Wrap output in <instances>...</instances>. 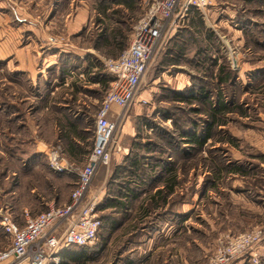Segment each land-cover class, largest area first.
Here are the masks:
<instances>
[{"label":"rangeland","instance_id":"1","mask_svg":"<svg viewBox=\"0 0 264 264\" xmlns=\"http://www.w3.org/2000/svg\"><path fill=\"white\" fill-rule=\"evenodd\" d=\"M101 1L0 0V221L9 214L19 222L24 212L22 203L28 199L26 192L43 178L60 187L62 198L69 197L77 175L54 173L45 159L47 149L64 143L58 138L66 122L83 132L85 140L80 141V146L85 153L92 149L96 117L110 87L98 80L109 76L107 62L114 59L95 49L96 35L110 25L127 34L129 46L134 26L151 3V0H129L135 4L133 10L115 4L111 8L117 13L105 18L97 10ZM106 1L110 4L118 0ZM213 1L206 14L200 12L201 18L193 19L191 14L180 23L172 38L183 40V52L171 50L175 46L168 43L144 78L135 102L129 109L119 111L116 137L120 151L114 154L109 166L98 171L92 185L103 224L98 241L103 245L93 255L91 264H209L220 239L264 228L263 170L255 171V179L226 176L217 181L200 153H195L183 168L184 159L177 152L182 132L191 129L194 122L204 125L207 116L201 104L193 99L179 102L173 92L186 93L203 85L213 91L217 89L218 93L222 87L235 104H244L248 112L247 116L227 113L226 125L220 128L226 131L227 139L230 132L241 141L239 148L225 141L215 146L210 143L203 150L204 159L209 156L210 147L224 150L226 161L249 152L255 156L264 153V46L254 42L264 40V0ZM84 9L87 13L81 20L82 15L78 14ZM75 19L82 22L77 30L70 26ZM208 32L213 34L212 38L207 37ZM12 44L29 51V57L40 70L36 77L27 70L15 69L18 62L15 54H10ZM200 50L204 57L216 62H204L205 58L198 56ZM224 64L235 72L229 87L220 86L217 81L219 68ZM198 106L203 115L196 114ZM37 142L46 143L47 149L36 146ZM128 155L144 161L143 169L148 174L137 190L140 198L129 205L125 214L103 210L110 198L120 200L116 191L122 176L116 170L130 164L126 161ZM36 157H44L45 161L33 173L31 165ZM73 163L78 168L85 165L83 160ZM167 163L177 169L180 187L167 206L153 210L149 198L163 188ZM57 174H62L63 179ZM236 181L257 195L236 193ZM15 189L18 202L13 200ZM45 189L41 187L38 192L44 194ZM181 202L189 204L187 227L180 225L183 218L176 210ZM140 204L151 209L148 217L141 219ZM168 224L175 230L172 239L165 242L161 236ZM154 235L158 239L148 243ZM8 243L6 239L0 240V249ZM162 246L167 248L153 253ZM255 252L257 263L249 253L233 264H243L245 260L264 264V237Z\"/></svg>","mask_w":264,"mask_h":264},{"label":"built area","instance_id":"2","mask_svg":"<svg viewBox=\"0 0 264 264\" xmlns=\"http://www.w3.org/2000/svg\"><path fill=\"white\" fill-rule=\"evenodd\" d=\"M213 3V0H151L133 28L128 48L119 58L107 62L113 80L96 117L93 147L85 165L78 168L61 145L45 152L53 172L77 175L69 201L63 205L52 203L36 216L24 210L23 225L5 214L0 227L9 243L0 249V264H60L62 249L97 244L103 224L92 185L98 171L109 166L114 154L120 151L116 137L119 111L129 109L135 102L144 78L180 23L194 11L206 14ZM263 237L264 228L225 236L209 264H233L249 253L257 263L255 247Z\"/></svg>","mask_w":264,"mask_h":264},{"label":"trees","instance_id":"3","mask_svg":"<svg viewBox=\"0 0 264 264\" xmlns=\"http://www.w3.org/2000/svg\"><path fill=\"white\" fill-rule=\"evenodd\" d=\"M103 1V0H102ZM100 2V4L97 7V10L99 14H102L105 18H110L111 15H115L116 10H112V6L116 5H123L126 6L128 9L133 10L134 9V3L129 0H118L114 1L110 4L107 3V1ZM112 12L111 14H109ZM193 19L195 18H201L199 11H194L192 13ZM100 23H102V20H100ZM110 25H107V27H104L99 34L96 35L95 40V49L104 53L108 57H112L114 59L118 58L125 49L128 47V41L129 37L126 33H122L120 29L117 28H111ZM249 33V31L247 32ZM213 34L211 32H208V38H212ZM251 36V35H249ZM180 41V42H179ZM180 38L175 37L174 39H170L169 44L172 46H175V48H171V50H176L179 52H183L182 44H181ZM263 41V42H262ZM256 40L254 39L255 43H258L261 46H264V40ZM170 50V48H168ZM168 50V51H169ZM170 50V51H171ZM203 53L202 50L198 52V56H201ZM204 57V55H202ZM204 62H216L215 60H212V58L204 57ZM208 59V60H207ZM201 65V63L199 64ZM110 76V75H109ZM108 75L103 76L102 79L97 78V80L104 84L106 87L110 86L112 78ZM235 72L233 70H229L226 65H222L219 68V73L217 77V81L219 82V85H226L231 86L232 81L234 80ZM175 94L174 98L179 102H186V101H193L198 102V104H201L203 106V114L207 116V120L204 125H201L199 122H194V125L191 126V129H188L186 131H183L181 134V137L179 138L180 147L177 149V152L179 150V157L184 159L182 167L184 168V165L188 164L187 161L193 159L195 157V153H200V158L202 159V162H204V165L208 167L210 170H212L215 175V179L217 181H220L221 179L227 177H230L231 175L238 174L240 177H245L246 174L250 173L247 172L248 170L256 171V168L251 166L248 167L244 165V163H237L235 160H225L224 156L222 155V152L224 153V150H219V148L212 149L211 147L208 148V154L209 156L204 159L202 156L203 150L205 147L212 143V146L220 142H227L231 146L235 148H239V141L237 138H235L233 135L227 133L228 139L226 138V131H221V127H224L226 125L225 117L227 116V113H238L241 116H247L248 112L245 108L244 104L240 103H234L232 99L229 98L228 94L224 92L222 87H220L219 93L216 91H213L207 87L202 86H196L193 89L190 88L186 90V93L181 92H173ZM187 95V96H186ZM200 106H198V110L196 109V114H202L203 110H199ZM194 111V110H192ZM202 114V115H203ZM63 130V134L60 141L62 140L64 143H66V150L70 152V155H80L82 153H85L86 151L82 149L80 145L76 146L74 141L72 140L73 137L78 138L80 140H85V137L82 135V131H79L77 127H75L74 124L71 122H66L64 126H61ZM224 134L221 138L218 137V135ZM95 134V130H94ZM93 136V135H92ZM227 139V140H226ZM183 141V143H182ZM175 145V143H174ZM91 146L93 147V144L91 143ZM171 148L173 147L170 144ZM199 159V158H198ZM126 161L130 164L127 166H119L117 168L116 174L120 173V177L122 176L121 182L117 186V195L120 196V200L116 198H110L108 206H103V210L111 209L115 211H120L123 214L129 209V205L133 204L134 202L138 201L140 198V194L137 192L138 188L140 187V184L143 183L144 176L148 175L144 169H143V163L144 161L138 159V158H132L129 155L126 158ZM156 167V166H155ZM153 167L152 169H154ZM182 168V170H183ZM186 170V169H185ZM164 173L166 175V179L163 185V188L158 189L155 194H153L149 198V202L153 208L159 209L164 205H167L169 203V197L170 195H174L175 190L180 187V179L178 176V171L174 167L172 163H167L164 167ZM58 178L62 176V174H57ZM66 176V175H64ZM62 178V177H61ZM63 179V178H62ZM216 181V182H217ZM76 182V181H75ZM254 183L252 182V185ZM75 186V183L73 184V188ZM203 186V183H202ZM72 188V189H73ZM251 190V189H250ZM72 191V190H71ZM252 191V190H251ZM255 192V191H254ZM71 194V193H70ZM254 195V194H253ZM70 196V195H69ZM171 204V203H170ZM151 209H148L145 207V204H140L139 206V215H141V219L148 217L151 213ZM176 215V213H174ZM184 221V217L182 219ZM20 225H23V214L21 220L18 222ZM115 223H113V227H115ZM103 227V226H102ZM0 233H1V241L5 240V233L0 227ZM103 242L99 239L98 243L87 247H68L64 248L60 252L61 256V262L60 264H91L93 260V255H97L100 251L99 249L102 247ZM131 264V263H129ZM243 264H250L247 260L244 261Z\"/></svg>","mask_w":264,"mask_h":264},{"label":"crops","instance_id":"4","mask_svg":"<svg viewBox=\"0 0 264 264\" xmlns=\"http://www.w3.org/2000/svg\"><path fill=\"white\" fill-rule=\"evenodd\" d=\"M86 13H87V10L84 9V10H82V12H80L78 14V16L82 15V17L80 16L81 20L85 17ZM81 23H82L81 21H79L78 19H75L73 22H70V26H71L72 29L74 28V29L77 30V27ZM13 45L14 44H12V46L10 48L11 49L10 50V54H15V56H16V61L18 62V65H17V67H15V69L16 70H21V71H26L27 70V71H29L32 74L33 77H36L39 74L40 70H38V68H36V63H34L32 61V59L29 57V55H28L29 51L26 48H24V47L15 48ZM7 54H9V53L7 52ZM9 65L12 66V68H13V62H10ZM78 130L81 131L79 128H78ZM60 138H61V136H60ZM60 138H58V139H60ZM72 140L74 141L76 146L80 145V141H81L80 139L73 137ZM91 140H92L91 143L93 144V142H94V132H93V136L91 137ZM61 142H62V140H61ZM61 145H62V147L64 146L63 149H64V152H65V155L70 160H72L73 162L74 161H82V160L86 161L87 155L90 152L89 151L87 153H82L80 155L75 154V155L72 156V154L70 155V152H68V150H66V146H67L66 143H63ZM36 146H38L39 148H41V147L45 148L46 147V149H47L46 143L39 144V142H37ZM46 149L40 150V151L43 152ZM43 158L44 157H36L35 159H33V161H32L33 164L31 165V167H32L31 171L33 173H35L37 171V169L39 168V165H41V166L43 165V164H41V163H44V161H45ZM45 159L47 160L46 157H45ZM235 161L237 163H244V165H246L248 167L253 166V167L256 168V171H257V169H261V170H263L262 172H264V153L259 154L258 156L252 155L251 152L247 153L246 156L237 155L235 157ZM247 172H250V173L246 174L245 177H242V176L240 177L238 174H235V175L233 174V175L230 176V178L231 177L235 178V179H237V178H240V179H251V178L255 179L256 178L257 174H255V171H253V170L249 171L248 170ZM263 175H264V173H263ZM263 175H262V178H264ZM235 185H237L236 189H235L236 193L239 192V193H242L244 195H247L248 192L251 193L250 189L242 187V185H244V183H242L240 181H236ZM41 187L47 188V189H45V191H43L44 194L43 193L41 194V193L38 192ZM59 189H60V187L58 185L55 186V183H54L53 180H51L49 178H43L41 182H39L38 184L32 186L26 192L27 196H28V199L24 203H22V209H23L22 211L28 210L32 214V216H36L40 212L46 210L48 205H50L52 203L53 204H57V205H63L65 203H67L69 201V199H70V196L68 198H67V196H66V198L65 197L62 198L60 196V194H59V191H60ZM176 191H177V189H176ZM45 192L46 193L48 192V193L45 194ZM253 193H255V192H252L251 194L253 195ZM12 194H13V198H14L13 200L18 202V199L15 198V197L18 196V192H16V189L12 192ZM23 195H25V194H23ZM254 195H257V194H254ZM171 196L172 195H170V197ZM176 210L181 214L182 218H183V216H185L184 221H182L180 225H182L184 227H187L186 225H188V219H186V215L188 214V211H189V204L187 202L186 203H182L181 202L180 204H177ZM21 218H22V216H21ZM23 223H24V218H23ZM121 225H123V223L121 224V222H120V226ZM174 230H175V228L171 224H168V228H166L165 232L163 233L164 236H161L162 239H164L165 242L170 241L172 239V237H173V231ZM129 235H131V234H129ZM126 237H127V235H125V239H126ZM158 237L159 236H155V235L153 237H150L148 239V243H153V241H156V239H158ZM5 239H6V237H5ZM126 241H127V239H126ZM196 245L198 246V248H200V246L198 244H196ZM166 248H167V246H162V247H158V248L156 247L154 249L153 253H157V252L162 251L163 249H166ZM180 255L183 256V252L180 253Z\"/></svg>","mask_w":264,"mask_h":264}]
</instances>
